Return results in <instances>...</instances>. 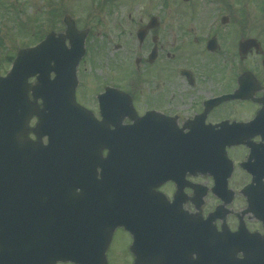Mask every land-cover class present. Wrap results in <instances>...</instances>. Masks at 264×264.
I'll list each match as a JSON object with an SVG mask.
<instances>
[{
    "label": "flooded vegetation",
    "instance_id": "flooded-vegetation-1",
    "mask_svg": "<svg viewBox=\"0 0 264 264\" xmlns=\"http://www.w3.org/2000/svg\"><path fill=\"white\" fill-rule=\"evenodd\" d=\"M206 1L216 3L217 0ZM217 15L196 23H162V17L153 16L156 20L153 25V18L145 24L146 17L142 16L137 27L132 28L133 47L128 49L132 62L114 64L115 75L110 83L103 82L97 92L89 86L78 89L77 100L101 118L98 98L111 86L125 91L130 97V101L125 99L117 103L124 113L132 112L135 119L151 114L153 124L170 130L172 125L185 133L200 130L198 126L192 128V125L201 119L205 127L216 130L228 122L237 136L241 133L236 125H249L247 144L233 146L229 150L234 161L229 185L235 197L226 209L229 212L226 219L217 220L215 226L221 229L224 223L235 232L242 220L251 231L259 232L262 224L256 222L252 215H244L248 203L243 189L254 182L264 183V176L255 178L252 174L259 175L264 171V122L254 123L264 108V24L252 28L255 35H248L245 31L249 29L236 17H229L225 11L220 18H216ZM140 33L143 37H139ZM81 73L80 70L79 78L83 81ZM138 83L146 84V89L138 88ZM223 96L234 98L218 106L212 103ZM122 123L124 126L134 124L127 116ZM249 167L252 172L248 171ZM186 181L208 188L214 185L213 180L205 176H188ZM161 190L169 196V201L161 205H177L163 212L169 218L180 214L190 216L191 220L199 217L205 220L222 205L216 200L213 206L209 195L198 208V200L191 188L185 190L186 199L175 201L173 195L178 189L173 182L163 185ZM114 237L108 261L116 262V247L122 244L124 248L121 247L120 252L129 259V264H135V256L126 251L132 243L129 234L119 229Z\"/></svg>",
    "mask_w": 264,
    "mask_h": 264
},
{
    "label": "water",
    "instance_id": "water-1",
    "mask_svg": "<svg viewBox=\"0 0 264 264\" xmlns=\"http://www.w3.org/2000/svg\"><path fill=\"white\" fill-rule=\"evenodd\" d=\"M68 29V37L71 40L70 49L66 48L65 40L55 39L53 36L48 37L46 42L35 50L21 52L9 76L5 79L0 78V136H8L5 126L14 124V121H9L8 118L6 120L5 115L12 116L14 114L15 122L20 125L25 120V116L30 113L32 105L29 103L28 80L38 75L39 85L32 92L36 99L38 97L42 99L43 109L37 114L41 117V122L36 131L39 133L41 131V137L49 138V144L44 147L46 152L41 157L40 164L36 158L32 157L29 165L23 162L17 168L20 177L10 174L0 176V185L10 182L29 184L32 181L42 183V181H62L74 177L96 176L99 168L102 169L103 175L117 172L126 173L128 170L138 172L137 165L142 166L143 164L137 155H127L130 160L124 162L119 145L110 148L109 158L102 161L100 153L106 142L121 141L117 136L113 139L107 135L108 133L103 128H96L91 132L92 144L95 146L93 150L95 163L91 168H88L86 163L83 164L81 161L71 158L74 146L83 143L85 137L83 130L90 128L94 119L75 103L74 93L78 83L76 82V69L81 58L85 55L86 35L77 33L71 26ZM51 72L57 75L55 81H51ZM18 134L19 131L14 135ZM30 149L38 150V145L34 144L26 151ZM6 153L8 151L3 152V156L7 158ZM32 154L36 153L32 152ZM192 157L193 160L200 159L199 154H192ZM114 166H118L117 169H113ZM65 186L68 190L69 184H65ZM146 191L150 194L151 188ZM2 193L4 192L0 191V201ZM49 193L53 196L57 192L50 191ZM257 207L259 208L256 213L259 214V218L264 224V204H259ZM241 233L240 230L234 235L236 237L228 235L226 238V234H215V238L208 242L210 245H201V250L205 254L210 246L216 247L213 252L215 258L211 259L212 264H264V239L260 236L245 237ZM206 241L202 243H206ZM29 249L32 248L29 247ZM239 250L244 253L245 259L237 260L234 256ZM187 255L185 254V256ZM3 257L5 264H24L26 261H29V264H37L32 251L22 257L9 255ZM90 264L93 263L90 262Z\"/></svg>",
    "mask_w": 264,
    "mask_h": 264
},
{
    "label": "rangeland",
    "instance_id": "rangeland-1",
    "mask_svg": "<svg viewBox=\"0 0 264 264\" xmlns=\"http://www.w3.org/2000/svg\"><path fill=\"white\" fill-rule=\"evenodd\" d=\"M217 1L0 0V75L10 69L7 57L14 56L19 49L36 44L38 38L46 37L50 32L65 33L64 17L67 15L80 31L90 29L88 53L80 69L85 72L84 75L81 73L84 85L93 92L99 91L103 82L113 80L114 64L132 62L128 51L133 47L132 28L137 27L142 16L146 17L145 24L153 16L162 17V23H196L213 18L216 7L221 5L229 17L244 23L249 29L245 31L248 35H255L252 28L264 24V0ZM57 12L61 16L54 19ZM5 16L9 17L7 21H4ZM137 87L145 90L146 84L138 83ZM121 247L124 248L122 244L116 247V263L129 264V259L120 252Z\"/></svg>",
    "mask_w": 264,
    "mask_h": 264
},
{
    "label": "bare ground",
    "instance_id": "bare-ground-1",
    "mask_svg": "<svg viewBox=\"0 0 264 264\" xmlns=\"http://www.w3.org/2000/svg\"><path fill=\"white\" fill-rule=\"evenodd\" d=\"M245 218V217H244Z\"/></svg>",
    "mask_w": 264,
    "mask_h": 264
}]
</instances>
